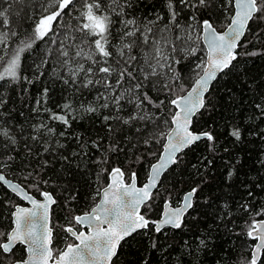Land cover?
Listing matches in <instances>:
<instances>
[{
    "label": "snow or ice",
    "instance_id": "6c2138e0",
    "mask_svg": "<svg viewBox=\"0 0 264 264\" xmlns=\"http://www.w3.org/2000/svg\"><path fill=\"white\" fill-rule=\"evenodd\" d=\"M158 2L159 7L151 5L143 16L138 15V5L144 0H25L20 11L13 8L11 0H5L7 7L0 8V89L5 84L34 83L23 68V54L42 41L49 45L42 64L51 69V84L61 86L62 93H71L55 111L47 107L51 86L45 83L30 111L36 117L47 113V117L33 122L31 116L20 121L12 115L10 97L0 91V185L30 205L5 202L12 210L6 218L0 216L7 222L6 230H0V264H116L120 249L130 238L149 232L166 235L168 228L186 227L190 217L206 226L192 243L184 241L185 253L194 262L199 261L200 253L207 256L223 251V245L213 243L212 237L214 232H223L245 238L239 241L241 246L253 241L247 245L251 252L246 264H264V200L254 203L258 192L264 194V147L253 149L258 151L250 169L255 178L243 172L244 157L233 151L239 145L247 149L249 143L257 141L264 145V95L251 106L255 109L251 115L242 117L240 123L225 124V135L230 139L224 144L211 126L192 130L193 118L210 109L207 94L212 82L235 66L242 38L264 25V0ZM214 10L228 19L226 30L218 31ZM25 20L32 21L30 33L22 28ZM198 52L203 55L189 68L195 79L188 87L186 79L191 77L182 79L178 66ZM44 75L39 72L37 79ZM227 91L231 96V89ZM81 113L98 117L106 129L103 138L91 141L92 148L104 153L96 161L85 151L89 144L82 137H73L79 151L71 154L65 153L66 145L61 142ZM200 141L208 142L212 157H201L200 167H192L197 174L201 170L218 172L222 194L211 203L206 198L201 204L198 194L202 188L197 184L173 206L169 192L160 218L151 219L152 203L161 196V178L172 166L181 164L186 150ZM124 142L137 152L140 147L145 149L137 159H156L149 165L146 182L138 186L137 173H127L121 166L110 171L101 168L109 180L106 187L96 191L99 203L90 212L70 216L63 231L74 242L56 249L51 225L52 205L57 204L55 189L43 187L49 186L48 174L54 172V164L60 163L69 171L76 159L107 164L108 153L129 154ZM153 144L161 146L159 154L152 150ZM220 151L225 156H218ZM217 159L223 161L222 171L216 167ZM10 173H22L17 177L20 182L8 179ZM70 175L75 173L70 171ZM57 179L66 178L57 175ZM69 199L75 200V193ZM213 205L211 212L202 210ZM78 225L87 231L78 230ZM17 246L23 247L24 255L17 257ZM151 248L171 254L156 239ZM141 264L152 261L145 256Z\"/></svg>",
    "mask_w": 264,
    "mask_h": 264
},
{
    "label": "trees",
    "instance_id": "16d2710c",
    "mask_svg": "<svg viewBox=\"0 0 264 264\" xmlns=\"http://www.w3.org/2000/svg\"><path fill=\"white\" fill-rule=\"evenodd\" d=\"M11 2L13 8L17 11L25 8V0H20L19 4H17V0H11ZM216 3L219 4L220 0H216ZM153 4L159 7L158 0H144L143 4L138 5V15L143 16L148 14L150 12V6ZM6 7L7 3H5V0H0V8ZM78 8L79 5H77ZM73 15H78V11H75ZM204 18L207 17L205 16ZM213 19L218 30H221L225 22H228L224 14H218L215 10L213 11ZM184 23L185 21L181 20V24ZM31 24V20H25L22 24L23 30L30 33L31 28L29 26ZM261 31H264V25H261V29L259 30L254 28L252 32L246 34L245 38H242L241 46L237 49L239 53L238 59L233 62L235 66L231 70H226L220 78L214 81L207 94L210 105L214 107L210 106L209 111L203 112V115L194 117L193 130L200 131L202 128L207 130L211 126L220 134V143L224 144L226 139H230L225 135V124L240 123L242 117L246 118L255 111L251 106L254 102H257L258 97L264 95V35L260 34ZM48 47L49 45L46 42L37 41L31 51L23 54V68L26 74L34 81L33 84H27L25 82L11 84V86L5 84L4 89H0V91L4 92V95L10 97L8 108L12 112V115L17 116L20 121L30 116L34 118L33 122H36L38 119H46L47 113L36 117V114L30 111L35 106L34 101L39 98L40 90L44 87L45 83H49L51 86L47 107L55 111H59L55 106L57 104H63L65 98L71 95V93H62L61 86L58 84H51V69L47 65L42 64L45 50ZM200 47L203 48L202 43ZM252 52L258 54L250 55L249 53ZM200 55H203V53L198 52L196 57L188 56L178 66L182 79L191 77V79H186L188 87L195 79V76L189 71V68L197 62V57ZM35 65H40V67L37 68ZM39 72H45L46 75L40 76L37 79ZM228 89H231V96L228 95ZM88 99L91 100L92 97L89 96ZM250 108L251 110H249ZM20 112H23L24 115L18 116ZM104 114H107V112ZM79 115L81 118L73 121L72 127L66 130L67 138H61V142L66 145L64 149L65 153L71 154L74 151H79L77 141L73 137L80 136L89 144V147L85 151L89 152L92 161H96L97 157L103 158L104 153L92 148L91 141L105 136L106 129L104 125L98 117H90L89 114L83 113ZM247 122L245 119L244 123ZM256 122L258 123L259 121ZM49 123L57 127L58 130H63L62 126L58 123L52 121H49ZM261 127L264 128V124ZM248 139L252 140L254 138L249 137ZM207 143V141H200L191 150H186L183 162L179 165L172 166L163 175L159 188L161 196L152 203V211L149 214L151 219L155 220L159 217L163 201L165 198H169L167 197V193L169 192L171 193L170 198L173 200V204L177 201L180 202L183 194L197 184H200L202 188V191L198 194V199L201 204H203L206 198L211 203L216 197L222 194L218 172L213 170L212 172L205 173L201 170L197 174L196 169L192 167L193 164L200 167L199 161L201 157H212V154L208 151ZM124 147L125 151L129 154L125 156L124 153L118 155L108 153L107 164L100 165L95 162L89 163L88 159H76L70 170L75 173L74 177L60 163L54 164V172H49L48 174L50 177L49 186L43 187L44 190L49 191L55 189L53 194L57 199V204L53 205L51 209V225H54V246L56 249L61 247L60 243L65 238L66 242L69 239H71L69 242L72 241V238L68 237V234L61 230L62 222H65L72 215L88 211L98 199L96 191L106 185L108 175L107 172H101V168H106L110 171L113 166H121L127 173L136 172L138 183H142L146 179L149 165L155 158L148 156L143 159H137L145 151L143 147L138 145L140 147L139 152L135 148L130 149L127 142H124ZM260 147H264V145H261L257 141L256 143H249L247 149L243 145H239L236 149H233L234 152L244 157L242 160L244 164L243 172H248L249 178L256 177V173L250 171V169L252 168L253 162L258 158V151H254L253 149L258 150ZM152 150L159 154L161 146L153 144ZM217 155L225 156L222 151L218 152ZM222 164L223 161L217 159L216 167L221 171ZM243 172L241 173V178H243ZM261 174H264V170H262ZM22 175V173L15 175L10 173L8 177L20 182L17 177H22ZM57 175L63 176L66 179L58 180ZM201 177H203V183H201ZM65 189L68 190L65 191ZM223 191L228 190L223 189ZM32 193L38 196L37 193ZM73 193H75L76 199L70 200L69 198ZM9 200L12 204L19 203V199L14 194L3 185H0V216L5 218L12 210L11 206L5 203ZM260 200H264V194L258 192L257 201H254V203ZM214 207L215 205L212 208H204L202 210L211 212L214 210ZM237 215L240 214L237 213ZM238 223L242 222L238 221ZM6 227L7 222L0 219V230H6ZM205 227L202 222L198 223L190 217L186 227L183 229L168 228L166 235L151 232L147 235L143 233L137 234L134 238H130L127 243L123 244L116 264H141L142 258L145 256L151 259L152 264H201V262L202 264H246V261L250 259L249 253L251 252V248L247 245L254 242L248 240L247 245L241 246L239 241L245 238H238L236 235L229 237L224 235L223 232L219 235L215 232L212 234L213 243L222 244L223 251L219 253L215 251L209 252L207 256L200 253L199 261L195 262L192 256L186 255L184 241L192 243L198 233H204ZM153 239L158 240L171 254L164 255L161 252L153 250L151 248ZM169 245L173 247L169 249ZM16 255L17 257L24 255L22 246H17ZM262 260H264V255H262Z\"/></svg>",
    "mask_w": 264,
    "mask_h": 264
},
{
    "label": "water",
    "instance_id": "95a60500",
    "mask_svg": "<svg viewBox=\"0 0 264 264\" xmlns=\"http://www.w3.org/2000/svg\"><path fill=\"white\" fill-rule=\"evenodd\" d=\"M227 24H228V23H227ZM227 24H226L221 30H226V28H227ZM218 31H219V30H218ZM203 47H204V46H203ZM212 84H213V82H212ZM190 86H191V85H190ZM190 86H189V87H190ZM193 119H194V118H193ZM192 130H193V129H192ZM193 131L196 132L195 130H193ZM160 151H161V150H160ZM154 163H156V159H155L151 164H154ZM148 171H149V169H148ZM147 175H148V174H147ZM161 179H162V178H161ZM108 180H109V177H108ZM146 180H147V177H146V179H145L142 183H138V181H137V185H138V186H141L143 183L146 182ZM107 183H108V182H107ZM106 186H107V184H106ZM106 186H104V187H106ZM104 187H103V188H104ZM103 188H102V189H103ZM48 191H49V190H48ZM187 192H188V191H187ZM187 192H185V193L183 194V196H184ZM11 193H12V192H11ZM12 194H13V193H12ZM14 195H15V194H14ZM15 196H16V195H15ZM183 196H182V197H183ZM16 197L20 200L19 204L22 203V204H21L22 206L30 207V205H29L26 201H23V200L20 199L18 196H16ZM37 198H38V199L40 198L39 195L37 196ZM99 200H100V197H99L98 201L96 202V204L99 203ZM96 204H95V205H96ZM95 205H94L93 207H95ZM173 206H174V205H173ZM93 207H92V208H93ZM165 207H166L165 204H163L162 212H163V210L165 209ZM92 208H91V209H92ZM91 209L88 210V211H86V212H83V213L90 212ZM162 212H161V213H162ZM79 214H82V213H79ZM79 214H78V215H79ZM160 215H161V214H160ZM160 215H159V218H160ZM159 218H157V219H159ZM157 219H155V220H157ZM77 229H78V230H82V231H87L86 227H85V226H82V225H78V226H77ZM71 242H74L73 238H72V241H71Z\"/></svg>",
    "mask_w": 264,
    "mask_h": 264
},
{
    "label": "rangeland",
    "instance_id": "374dc122",
    "mask_svg": "<svg viewBox=\"0 0 264 264\" xmlns=\"http://www.w3.org/2000/svg\"><path fill=\"white\" fill-rule=\"evenodd\" d=\"M228 22H225V25L227 24ZM224 25V26H225ZM147 174H148V172H147ZM147 177V176H146ZM34 192V191H33ZM36 193V192H35ZM19 202H20V200H19ZM180 202H181V200H180ZM179 201H177V202H175L174 204H178V203H180ZM14 204H16V203H14ZM20 204H22V203H20ZM163 204H164V202H163ZM163 204H162V209H163ZM162 209H161V212H162ZM161 212H160V214H161ZM73 216V215H72ZM68 220L69 219H67L65 222H62V226H61V230L63 231V227L66 225V223L68 222ZM53 225V224H52ZM54 226V225H53ZM55 227H56V225H55ZM54 238H55V236H54ZM71 239H69L67 242H69ZM65 243H66V238L60 243L61 244V247H59V249H62L63 247H64V245H65Z\"/></svg>",
    "mask_w": 264,
    "mask_h": 264
},
{
    "label": "flooded vegetation",
    "instance_id": "af4514ba",
    "mask_svg": "<svg viewBox=\"0 0 264 264\" xmlns=\"http://www.w3.org/2000/svg\"><path fill=\"white\" fill-rule=\"evenodd\" d=\"M107 182H108V180H107ZM106 184H107V183H106ZM105 186H106V185H105ZM103 187H104V186H103ZM103 187H102V188H103ZM102 188H101V189H102ZM188 191H190V190H188ZM98 199H99V197H98ZM98 199H97V201H98ZM181 200H182V197H181ZM97 201H96V202H97ZM96 202H95V204H96ZM95 204H94V205H95ZM94 205H93V206H94ZM93 206H92V207H93ZM92 207H90L88 210H90Z\"/></svg>",
    "mask_w": 264,
    "mask_h": 264
},
{
    "label": "bare ground",
    "instance_id": "6f19581e",
    "mask_svg": "<svg viewBox=\"0 0 264 264\" xmlns=\"http://www.w3.org/2000/svg\"><path fill=\"white\" fill-rule=\"evenodd\" d=\"M8 179L12 180L11 178L8 177ZM14 182H18V181H15L13 180ZM5 187V186H4ZM6 188V187H5ZM10 191V190H9ZM11 192V191H10ZM33 194V193H32ZM34 195V194H33ZM174 205V204H173ZM178 204L174 205V206H177ZM53 206V205H52ZM78 215V214H77ZM159 218V217H158Z\"/></svg>",
    "mask_w": 264,
    "mask_h": 264
}]
</instances>
